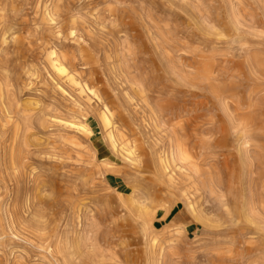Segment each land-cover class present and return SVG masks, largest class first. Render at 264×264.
<instances>
[{"label": "rangeland", "instance_id": "374dc122", "mask_svg": "<svg viewBox=\"0 0 264 264\" xmlns=\"http://www.w3.org/2000/svg\"><path fill=\"white\" fill-rule=\"evenodd\" d=\"M0 264H264V0H0Z\"/></svg>", "mask_w": 264, "mask_h": 264}]
</instances>
